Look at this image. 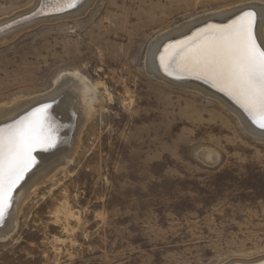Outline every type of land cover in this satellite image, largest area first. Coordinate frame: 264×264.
Wrapping results in <instances>:
<instances>
[{
	"label": "rangeland",
	"instance_id": "obj_1",
	"mask_svg": "<svg viewBox=\"0 0 264 264\" xmlns=\"http://www.w3.org/2000/svg\"><path fill=\"white\" fill-rule=\"evenodd\" d=\"M34 1L0 0V19ZM249 3L264 6L94 0L79 16L0 39V105L47 92L74 71L95 97L71 161L0 237V264H223L264 254V135L215 97L147 67L158 34ZM207 149L215 162L204 160Z\"/></svg>",
	"mask_w": 264,
	"mask_h": 264
},
{
	"label": "bare ground",
	"instance_id": "obj_2",
	"mask_svg": "<svg viewBox=\"0 0 264 264\" xmlns=\"http://www.w3.org/2000/svg\"><path fill=\"white\" fill-rule=\"evenodd\" d=\"M92 1L94 2V0H74L75 6L68 7L67 0H35L29 8L0 19V28H5L3 25L8 27L14 24L17 21L16 18L22 17L36 7L34 14H40V16L9 28L5 33H2L0 39L2 40L18 29L24 27L26 29L27 26L39 21L46 22L45 20L79 16L87 10ZM248 12L253 13V33L256 43L264 48V6L259 3H249L197 16L177 28L166 29L158 34L147 51V67L159 79L193 87L215 97L220 107L223 105L228 108L249 132L263 136L264 128L259 126L257 120L229 91L224 90L219 82L210 76L186 68L189 57L195 49L205 43L208 36L217 29L227 28ZM60 75L62 76V73ZM56 80L58 81V78ZM71 80L77 88L76 97L73 95L76 92L69 91L70 85L68 84ZM93 90V85L85 76L76 71L67 72L56 82L55 87L47 92L17 100L12 104L9 103L8 106L0 105V127L27 115L41 104H51L52 108L49 111L56 128L55 147L36 148L32 152L35 162L12 187L7 206L3 210V219H0V237L8 235L13 230L22 206L35 189L45 186L57 171L68 165L75 155L80 143L82 128L95 113L94 105H92V99L95 98L92 94ZM216 155L212 150L207 149L203 153V158L207 162H215ZM12 209L13 211H11ZM223 264H264V254L251 259H231Z\"/></svg>",
	"mask_w": 264,
	"mask_h": 264
},
{
	"label": "snow or ice",
	"instance_id": "obj_3",
	"mask_svg": "<svg viewBox=\"0 0 264 264\" xmlns=\"http://www.w3.org/2000/svg\"><path fill=\"white\" fill-rule=\"evenodd\" d=\"M67 6L74 7V0H67ZM253 19L248 12L227 28L217 29L194 50L186 68L219 82L264 128V48L256 43ZM51 108L41 104L0 127V219L12 187L35 162L32 152L56 145Z\"/></svg>",
	"mask_w": 264,
	"mask_h": 264
},
{
	"label": "water",
	"instance_id": "obj_4",
	"mask_svg": "<svg viewBox=\"0 0 264 264\" xmlns=\"http://www.w3.org/2000/svg\"><path fill=\"white\" fill-rule=\"evenodd\" d=\"M36 8H37V7H36ZM36 8H35L34 10H32L31 12L24 14L22 17H18V18H16L17 21H16L14 24H18V23L24 22L25 20H28V19H31V18H34V17H38V16H40V14H36V15L34 14ZM12 25H13V24H12ZM202 82H204V81H202ZM204 83H205V82H204ZM206 84H207V83H206Z\"/></svg>",
	"mask_w": 264,
	"mask_h": 264
}]
</instances>
